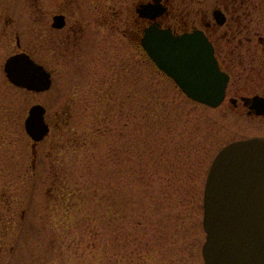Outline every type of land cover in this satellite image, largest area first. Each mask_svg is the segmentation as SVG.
I'll use <instances>...</instances> for the list:
<instances>
[{
    "label": "rangeland",
    "instance_id": "1",
    "mask_svg": "<svg viewBox=\"0 0 264 264\" xmlns=\"http://www.w3.org/2000/svg\"><path fill=\"white\" fill-rule=\"evenodd\" d=\"M36 11L0 0V264H205L206 180L244 135L236 117L188 98L145 54L132 63L127 48L129 65L101 70L104 85L88 84L82 63L47 91L13 85L4 63L17 30L35 56L57 58L37 43ZM35 103L51 126L36 153L25 129Z\"/></svg>",
    "mask_w": 264,
    "mask_h": 264
},
{
    "label": "flooded vegetation",
    "instance_id": "2",
    "mask_svg": "<svg viewBox=\"0 0 264 264\" xmlns=\"http://www.w3.org/2000/svg\"><path fill=\"white\" fill-rule=\"evenodd\" d=\"M31 3L37 6L33 19L29 14L39 36L37 43L42 51L54 53L56 61L48 65L26 49L23 31L18 30L15 39L19 50L11 55L27 53L51 73L52 84L57 81L59 71L79 69L75 63L86 66L83 71L88 84L93 81L107 84V73L102 77L101 70L110 65H114L113 69L129 65L130 60L125 63L124 48L133 54L132 63L143 53L148 65L158 69L142 43L150 27L157 26L176 36L201 32L211 44L220 69L228 75L219 107L226 117L229 114V119L236 117V132L244 134L226 144L264 136V0H31ZM147 5L153 10L142 11ZM10 22L14 23L12 16L8 18ZM113 74L114 70L112 78Z\"/></svg>",
    "mask_w": 264,
    "mask_h": 264
},
{
    "label": "water",
    "instance_id": "3",
    "mask_svg": "<svg viewBox=\"0 0 264 264\" xmlns=\"http://www.w3.org/2000/svg\"><path fill=\"white\" fill-rule=\"evenodd\" d=\"M142 43L190 98L212 107L222 102L228 75L201 32L176 36L153 26ZM4 70L13 84L28 90L41 92L52 84L51 73L25 52L8 57ZM45 114V106L35 103L25 119L34 152L50 132ZM203 225L205 264H264V136L233 141L216 155L205 185Z\"/></svg>",
    "mask_w": 264,
    "mask_h": 264
}]
</instances>
